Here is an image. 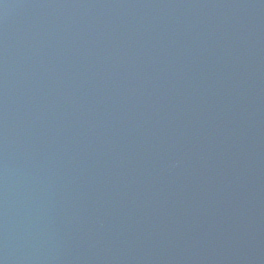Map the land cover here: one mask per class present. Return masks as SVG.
Listing matches in <instances>:
<instances>
[{"label": "water", "instance_id": "95a60500", "mask_svg": "<svg viewBox=\"0 0 264 264\" xmlns=\"http://www.w3.org/2000/svg\"><path fill=\"white\" fill-rule=\"evenodd\" d=\"M0 264H264V0H0Z\"/></svg>", "mask_w": 264, "mask_h": 264}]
</instances>
